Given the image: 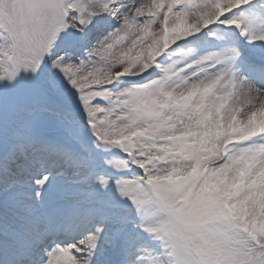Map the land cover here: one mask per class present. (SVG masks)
Returning a JSON list of instances; mask_svg holds the SVG:
<instances>
[{
    "label": "snow or ice",
    "instance_id": "obj_1",
    "mask_svg": "<svg viewBox=\"0 0 264 264\" xmlns=\"http://www.w3.org/2000/svg\"><path fill=\"white\" fill-rule=\"evenodd\" d=\"M222 9L0 0V264H264V0Z\"/></svg>",
    "mask_w": 264,
    "mask_h": 264
},
{
    "label": "bare ground",
    "instance_id": "obj_2",
    "mask_svg": "<svg viewBox=\"0 0 264 264\" xmlns=\"http://www.w3.org/2000/svg\"><path fill=\"white\" fill-rule=\"evenodd\" d=\"M216 3L218 5L222 6L225 3V0H216ZM177 27H178V29H177L178 31L177 32L187 31L188 30L187 25L185 23H183V22H181Z\"/></svg>",
    "mask_w": 264,
    "mask_h": 264
},
{
    "label": "rangeland",
    "instance_id": "obj_3",
    "mask_svg": "<svg viewBox=\"0 0 264 264\" xmlns=\"http://www.w3.org/2000/svg\"><path fill=\"white\" fill-rule=\"evenodd\" d=\"M216 4H217V3H216ZM217 7H219L221 10H223L221 5H218V4H217ZM177 29H178V27L175 29V31H178Z\"/></svg>",
    "mask_w": 264,
    "mask_h": 264
}]
</instances>
